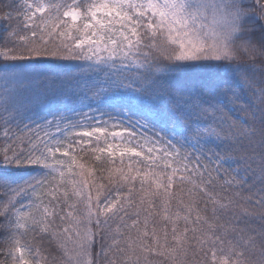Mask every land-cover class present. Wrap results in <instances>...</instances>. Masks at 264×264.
I'll list each match as a JSON object with an SVG mask.
<instances>
[{
    "label": "snow or ice",
    "instance_id": "obj_1",
    "mask_svg": "<svg viewBox=\"0 0 264 264\" xmlns=\"http://www.w3.org/2000/svg\"><path fill=\"white\" fill-rule=\"evenodd\" d=\"M0 256L264 264V0H0Z\"/></svg>",
    "mask_w": 264,
    "mask_h": 264
},
{
    "label": "trees",
    "instance_id": "obj_2",
    "mask_svg": "<svg viewBox=\"0 0 264 264\" xmlns=\"http://www.w3.org/2000/svg\"><path fill=\"white\" fill-rule=\"evenodd\" d=\"M99 167V165H97V168ZM4 260V257L3 256H0V261H3ZM7 264H10V262H7Z\"/></svg>",
    "mask_w": 264,
    "mask_h": 264
}]
</instances>
